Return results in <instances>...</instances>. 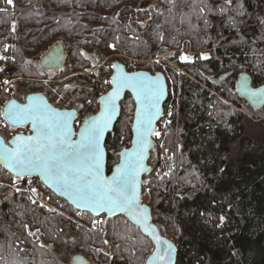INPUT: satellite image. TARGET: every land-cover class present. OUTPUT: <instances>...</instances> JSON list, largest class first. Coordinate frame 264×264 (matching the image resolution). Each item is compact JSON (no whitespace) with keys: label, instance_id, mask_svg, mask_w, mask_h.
Instances as JSON below:
<instances>
[{"label":"trees","instance_id":"16d2710c","mask_svg":"<svg viewBox=\"0 0 264 264\" xmlns=\"http://www.w3.org/2000/svg\"><path fill=\"white\" fill-rule=\"evenodd\" d=\"M219 2L207 0L214 11ZM242 3L234 0L243 16L208 15L205 26L200 0H0V80L26 97L44 94L60 110L77 106L83 122L110 87L113 60L165 76L174 94L165 111H174L155 140L142 202L177 247L176 264H264V108L247 112L229 77L246 73L253 87L264 85V0ZM185 43L191 56L180 62ZM56 44L65 48L64 68L45 71L40 61ZM169 53L173 63L157 61ZM5 87L0 136L9 140L19 130L4 119ZM134 111L127 95L105 144L108 174L130 147ZM16 181L0 166V264H64L56 255L64 247L91 264H145L152 254L153 243L125 217L93 226L91 215L79 216L37 178Z\"/></svg>","mask_w":264,"mask_h":264},{"label":"snow or ice","instance_id":"6c2138e0","mask_svg":"<svg viewBox=\"0 0 264 264\" xmlns=\"http://www.w3.org/2000/svg\"><path fill=\"white\" fill-rule=\"evenodd\" d=\"M200 2L204 4V7L199 8V12L203 14L201 18L205 26L209 25L208 15L228 17L230 21L235 19L229 16L230 12H236L239 16L244 15L243 11L237 10V5L239 9H243L242 0H237V5H234V0H220L215 11L212 5L207 4V0H200ZM7 3L11 4L12 0H7ZM202 58L208 59L207 56ZM5 59L6 57L0 56V60ZM113 67H119V65H113ZM3 72L5 69L0 67V73ZM110 83L116 87L106 99L101 98L103 110L99 115L92 117L90 122L85 121L78 141L71 138L74 133L69 123L70 113L54 110L46 102L35 97L29 98L30 103L27 105L14 104L13 108L6 113V118L13 124L31 121L35 135L17 136L15 147L5 148L0 153V157L6 161L8 167L16 171L17 177L21 179L36 172L49 187L66 193L77 208L88 209L97 216L103 212L111 215L125 213L135 216L138 212H142L139 203L141 184L139 177L143 171L147 170L144 167V160L147 158L148 149L153 147L149 137L161 135L153 127V121L161 116L160 101L165 94V85L159 77L145 79L140 73L134 76L124 74L113 77ZM0 84L12 86V82L7 79L0 80ZM126 87L136 92L137 101L141 104L136 121L135 144L137 147L125 154L123 163L115 168V174L107 178L102 171L104 152L101 140L117 110L116 100ZM244 87L250 96L264 102V92L248 90L247 85ZM4 90L9 91V87H5ZM168 115L172 113L169 112ZM161 147L163 148L164 145ZM164 151L168 153L167 148ZM31 190L36 192L35 188ZM16 191H20L19 187ZM32 203L36 201L32 200ZM219 219L223 222L225 217L221 216ZM27 227L25 225V228ZM29 235L34 233L29 232ZM155 241L156 259L159 264H172V253L175 250L173 245L166 240L162 241L158 235L155 236ZM104 242L107 243V241ZM162 244L167 245V250L164 252L160 251Z\"/></svg>","mask_w":264,"mask_h":264},{"label":"water","instance_id":"95a60500","mask_svg":"<svg viewBox=\"0 0 264 264\" xmlns=\"http://www.w3.org/2000/svg\"><path fill=\"white\" fill-rule=\"evenodd\" d=\"M65 58H66V52H65L64 46L62 44H56L41 59L40 67L45 71H61V70H63L64 65H65ZM113 65H119V67H113ZM113 65L111 68L112 69V76H111L110 82L113 80V77H120L124 74H128L129 76H134L135 74H138V73L143 74V77L145 79H156L157 77H159L160 80L163 82V84L165 85V94L161 98V101H160L161 116L158 119H155L153 121V127L155 128L156 131H158V125L161 122L163 115H164V106L167 103L168 98H169V88H168V84H167V80H166L165 76L162 73L150 74V73H146V72H128L125 65L120 63V62H114ZM226 77H227L226 75L223 76L221 78V80L226 79ZM245 85H247L248 90L259 91V92H264V85L259 86V87H253L252 79H251L250 75H248L246 73L241 74L240 77L235 82V91L241 100H243L253 110L263 109L264 108V102H260L259 98H257V97L250 96L248 94V91L244 87ZM115 87L116 86L114 84L110 83V90L107 92V94L101 96L98 100L99 110L97 111V113L90 116V117L85 118L78 130L75 129V122L79 118L78 117V111H76V110H60V109L55 108L54 106H52L49 103L48 98L44 94H31V95L26 97L24 103H19L15 100H11L10 102H8L5 105L4 110H3V115H4L5 121L8 123V125L10 127L14 128V129H22L25 127H29L30 135L17 134L16 136L12 137L8 141H6L3 137L0 136V153H2L5 148H14L15 144H16V137L17 136L27 137V136H34L35 135V131L33 129V125L31 123V121H25L24 123H21V124H13L11 120L6 118V113L9 111L10 108H13L14 104L24 106V105H27L30 103L29 98L35 97V98H39V100L46 102L54 110H57L60 112L70 113L69 123H70L71 130L74 133V135L71 138L73 140L78 141L80 139L79 134L85 126V121L88 120L90 122L92 117L99 115V113L103 110V101L101 98L103 97L106 99L108 94L111 93ZM127 95H129L132 98V100L135 104L134 118H133L132 129H131L132 140H131L130 147L127 149H124L120 152L118 164L112 169L111 173L108 174V172H107V151L105 148V144H106L108 136L113 132V130H114L119 118H120L121 109H122V102L124 101V99L126 98ZM116 109L117 110H116L115 114L111 118V123L108 124V127L105 130L104 136L101 140V145H102L103 152H104L102 171H103V175L107 178H111L115 174V168L118 165L123 163L124 158H125V154L132 152L137 147L135 144V141L137 139V133H136L137 122L136 121H137V113L141 109V104L137 101L136 92L132 91L131 88H127V87L123 88V90L120 92L119 98L116 100ZM154 137H155V135H152L149 137L153 147H150L148 149V151L146 153L147 158L144 160V167L147 170L143 171L139 177V180L141 181L140 189H139V191H140L139 203H140V208L142 209V212H138L135 216H131V215H128L125 213H118L116 215H111L107 212H103L99 216H97L94 212H92L88 209L77 208L76 204L71 199H69L67 197L66 193H62L59 189H56L54 187H49L46 184L45 180L42 179L36 172H33L29 176L21 179V178L17 177L16 171L14 169L7 166L6 161L2 157H0V166L2 168H4L8 173H10L14 178L19 179V180H25L28 178H31V179L37 178L47 190L52 192L56 197H58L59 199H61L65 203H67L69 206H71L77 212H83V213L89 214L93 218L105 217L106 220H112V219H115L117 217H125L134 227L138 228L142 232V234L146 238H148L154 245V250H153L152 254L146 260L145 264H159V261L156 259L157 244L155 241V236L158 235L162 241L166 240L173 245L175 250L172 253V264H176L177 263V256H178L177 247L170 240L165 238L160 233L157 226H155L152 222L151 208L148 205L143 204V202H142L143 201L144 179L151 172L150 160H151V156H152L153 150L155 148V144H156ZM166 250H167V245L162 244L160 246V251L164 252ZM71 264H91V263L86 258H84L83 256L76 255L72 258Z\"/></svg>","mask_w":264,"mask_h":264},{"label":"rangeland","instance_id":"374dc122","mask_svg":"<svg viewBox=\"0 0 264 264\" xmlns=\"http://www.w3.org/2000/svg\"><path fill=\"white\" fill-rule=\"evenodd\" d=\"M154 10H156V8H154ZM184 46H188L189 47V49H190V46H189V44L188 43H186V44H184ZM191 51V50H190ZM172 55V54H171ZM169 56H170V53L169 54H167L166 56H164V57H161V58H158L157 59V61H165V62H169V63H173V61H171L170 59H169ZM110 60H113V58H110ZM113 62H115L114 60L111 62V64L113 63ZM2 64H3V60H0V67H2ZM94 65H95V67L98 65V63H94ZM128 67H129V69H130V71H133V70H135L136 68H137V65H136V63H134V64H130V65H128ZM229 77H230V79H232L234 82H236L237 81V79L240 77V73L239 72H234V73H232V74H230L229 75ZM6 87H9V91H6V92H10L9 93V95L11 96V98L10 97H8V102H10L11 100H15V101H18V102H23V101H25V99H26V93L25 92H22V91H20V92H16V91H14V88H13V84H12V86H6ZM109 89H110V87L108 88V87H106V88H104L103 90H102V95L103 94H106L108 91H109ZM5 92V90H3V95L6 93ZM14 97H13V96ZM13 97V98H12ZM174 97V96H173ZM7 102V103H8ZM246 108V111L247 112H249V113H251V114H255V115H263L262 114V110H252L251 108H248L247 107V105L245 106ZM67 110H76V111H78L79 109H78V107L76 106V107H74V109H67ZM87 117H90V116H87ZM86 117V118H87ZM161 128H163L164 129V126L163 125H161L160 127H159V131L158 132H160L161 133ZM160 137V136H159ZM159 137H157V136H155V140L156 139H158ZM161 148V147H160ZM20 182L19 181H16V184H19ZM34 193V195L36 196V198L39 200V201H41V202H45L46 201V199H45V197L41 194V193H39V192H33ZM95 219V218H94ZM93 219V220H94ZM103 219V218H102ZM102 219H95L94 220V222H96L97 224H100L101 223V220ZM103 221V220H102ZM93 222V226H96V225H94V224H96V223H94ZM56 255H57V257L60 259V261L61 262H63L64 264H71V260H72V258L74 257V256H76L75 255V252L74 251H70V249L69 248H62V249H60V250H58V251H56Z\"/></svg>","mask_w":264,"mask_h":264},{"label":"built area","instance_id":"2783aa9c","mask_svg":"<svg viewBox=\"0 0 264 264\" xmlns=\"http://www.w3.org/2000/svg\"><path fill=\"white\" fill-rule=\"evenodd\" d=\"M3 51H4V49L1 48V49H0V55L3 53ZM190 56H191V51H190L189 47H188V46H184V47L181 49V51L179 52V54H178V60H179L180 62H186ZM184 57H187V59H184ZM172 92H173V90H172V88H170V94H171L172 98H174V97H173L174 94H173ZM173 111H174V107H173V106H170V107L166 110V113H165V116H164V120H163V122L161 123V124L164 126V128H166L165 125H167V124L169 123V120H170V118H171V116H172V115H168V113L171 112V113L173 114ZM76 125L79 126V121H77ZM79 216L83 217L84 214H83V213H79ZM101 222H102V220H101ZM95 223H96V222H95ZM94 225L98 226L97 223L94 224Z\"/></svg>","mask_w":264,"mask_h":264}]
</instances>
